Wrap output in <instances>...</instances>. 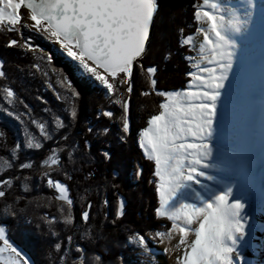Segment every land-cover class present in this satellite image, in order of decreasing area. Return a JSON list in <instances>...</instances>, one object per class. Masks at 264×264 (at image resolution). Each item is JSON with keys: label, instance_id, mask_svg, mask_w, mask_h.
Wrapping results in <instances>:
<instances>
[{"label": "snow or ice", "instance_id": "snow-or-ice-1", "mask_svg": "<svg viewBox=\"0 0 264 264\" xmlns=\"http://www.w3.org/2000/svg\"><path fill=\"white\" fill-rule=\"evenodd\" d=\"M252 7V0H248L247 10L241 17L235 9H226L220 0H195L192 4L194 32L183 34L184 29H179L182 35L178 38V45L197 53L196 57H188L196 61L192 65L196 71H187L190 79L182 91H164L156 87L158 66L144 64L157 36L159 0H0V26H3V31L16 36L7 41L6 47H15L24 53L39 51L42 53L40 59L51 63L54 57L36 47L32 43L33 36L42 37L56 46L63 57L75 64V71L84 81L95 84L108 103L120 109V115L111 109L97 113L98 118H108L117 125L119 142L126 143L130 133L128 96L134 89L135 77L139 76L147 83L148 90L141 91V96L154 94L162 98L158 111L140 130L137 142L143 157L153 165L151 175L154 180L148 182L155 185L158 199L155 216L169 221L170 227L167 231L157 230L148 234L130 232L127 243L135 245L142 254L150 252L151 241L164 243L178 237L173 245L177 250L182 249V254L177 257L178 264H241L243 261L242 248L248 245V230L256 227L255 224L249 225L255 206L248 186V180L254 174L255 153H249L248 166L242 168L236 160L227 158L219 139L215 148L212 140L214 121L218 115L221 121L224 117L220 90L233 67V50L236 47L233 36L247 27ZM261 7L264 12V5ZM21 9H27V17L22 15ZM170 55L166 52L162 59L167 61ZM205 63L212 67H205ZM32 68L39 71L40 66L33 63ZM7 80L3 62H0V81L3 82L0 83V98L13 108L20 104L26 110L16 115L15 111L3 109L8 116L20 121L24 143L9 149L7 158L0 157V171L7 172L15 167L31 169L33 163L29 160L18 165L12 163L19 159L18 150L21 147L42 150V141L52 140L56 133H64L60 139L66 142L65 145L50 148L40 162L41 168L46 169L40 172V176L49 189H54V197L47 199L57 202L59 222L66 228H74L75 201L68 186L54 179L52 173L63 172L67 176L63 169V156L67 157V162H74V150L78 146L67 143L68 125L60 116H54L50 122L32 118L28 105L19 99ZM57 83L64 89L67 116L75 122L80 93L67 76H62ZM56 98L60 100L62 97L58 94ZM25 116L39 137L29 131L23 119ZM110 131L109 126L95 131L91 126L86 128L87 133L96 137L107 136ZM6 135L0 130V141ZM90 147V140L84 139L82 154L89 158ZM107 147L105 144L98 150L102 161L111 159ZM142 174L143 169L137 166L135 176L139 178ZM87 175L91 177L93 173ZM112 175L115 178L116 172ZM18 179L13 175L7 179L0 176V198H7L6 189L10 191ZM28 180L30 177L25 176L19 181L24 191L29 190ZM87 194L85 189V195L79 198L80 221L85 226L90 221L93 207ZM101 203L105 207L108 205L106 199ZM123 209V200L117 196L112 223L123 216ZM5 214L15 217L16 211L6 205ZM56 221L55 215L45 214L43 217L52 236H57L52 230ZM190 235L194 237L191 240ZM66 239L71 244L73 237L67 235ZM81 239L95 245L106 238L99 233L84 231ZM53 247L62 264H69V261L70 264H106L102 255L87 254L80 245H75L73 250L56 242ZM61 252L64 255H59ZM0 264H30L10 240L3 223H0ZM112 264H122V258L114 257Z\"/></svg>", "mask_w": 264, "mask_h": 264}, {"label": "trees", "instance_id": "trees-1", "mask_svg": "<svg viewBox=\"0 0 264 264\" xmlns=\"http://www.w3.org/2000/svg\"><path fill=\"white\" fill-rule=\"evenodd\" d=\"M13 38H16L15 33L5 32L3 26H0V62H3V70L8 77L7 82L14 88L19 99L28 105L32 118L50 122L54 116H60L68 125L66 134L69 139L67 143H76L78 146L74 150V162H67V157L63 156L65 161L63 169L67 172V176L63 172L52 173L54 179L65 183L70 189V196L75 201L73 207L75 227L66 228L59 222V214L56 211L57 202L54 199L49 202L47 199L54 197V189H49L40 176L41 171H46L41 168L40 162L50 148L65 145L66 142L60 139L64 133H56L52 140L42 141L44 145L42 150H30L23 147L18 150L19 159L12 163L18 165L19 162L29 160L33 163L31 169L19 170L18 167H15L7 172L0 171V176L5 179L9 175L19 178L13 182L10 191L6 189L8 191L7 198H0V223L6 226L10 240L29 259L31 264H62L53 247L56 242L73 250L75 245H80L87 254L102 255L106 264H112V260L116 256L122 258V264H135L133 255L129 251L131 248L126 245V238L130 232L146 234L156 230H165L169 223L166 219L155 216L154 209L158 206V199L155 185L148 182L150 179L154 180L151 175L153 165L143 157L137 142L138 132L147 126V119L158 111V103L162 98L154 94L141 96V91L148 90L147 83L139 76L135 77L134 89L128 96L130 133L126 143H121L118 140L117 125L109 121L108 118L97 117L98 111L104 109H111L116 115H120V109L109 104L104 93L99 92L95 84L84 81L80 73L75 71L74 63L63 57L51 42L42 37L33 36L32 43L54 57L51 63L46 59H40L42 53L39 51L24 53L15 47H6L7 41ZM156 40L157 38L153 43L158 41ZM168 44L166 43L164 46ZM153 48L151 46L144 59V64L158 66L156 87L164 91L183 88L187 79L183 69L187 61L176 62L172 56L169 57L171 61L169 59L164 61L161 45L157 52H154ZM177 51L179 50L177 49ZM33 63L40 66L39 71L32 68ZM175 66L178 69H175ZM62 76H67L80 93L77 101L78 119L75 122L70 121L67 116L63 100L64 89L60 88L57 83ZM0 83L3 82L0 81ZM58 94L62 97L60 100L56 98ZM38 97L39 99H37ZM4 108L15 111L16 115H20L26 110L20 104L13 108L0 98V130L7 133L6 137L0 141V157L7 158L9 149L16 144L23 145L24 135L20 121L8 116L3 111ZM23 119L29 131L39 137L34 126L28 123L27 116ZM89 126L93 127L94 131L109 126L111 131L107 136L96 137L86 132V128ZM49 127H51L50 123ZM84 139L90 140L91 147L88 150L91 153L90 158L82 154ZM5 144L7 148L4 147ZM105 144L108 146L107 150L111 152L109 161H102L98 155V150L103 149ZM137 166L143 169V174L139 178L135 176ZM114 171L116 172L115 178L112 175ZM89 172L93 173L91 177L87 175ZM25 176L30 177V180L27 181L28 191H24L19 186V181L23 180ZM69 176L71 179H68ZM85 189L88 190L87 199L91 200L93 204L90 210L92 215L87 226L80 221L79 216L81 210L79 198L85 195ZM117 196L123 200L124 214L119 220L112 223ZM104 199L108 201L106 207L101 203ZM6 205L15 209V217L5 214ZM45 214L57 216V221L52 226V230L57 233V236L49 234L48 227L43 222ZM84 231L102 234L106 239L93 245L87 239H81ZM67 235L73 237L71 244L66 239ZM59 255H64V253L61 252Z\"/></svg>", "mask_w": 264, "mask_h": 264}, {"label": "bare ground", "instance_id": "bare-ground-1", "mask_svg": "<svg viewBox=\"0 0 264 264\" xmlns=\"http://www.w3.org/2000/svg\"><path fill=\"white\" fill-rule=\"evenodd\" d=\"M247 4L248 0H227L226 7L239 11L243 6L244 10L237 14L243 17ZM252 4V16L247 27L233 36L236 44L233 50V64L246 73V79L243 80L244 91L240 93V96L243 95L244 105L231 114L229 126L233 134L241 132L238 140L242 151L238 161L240 166H248L250 152L255 153L256 160L254 174L248 180L255 206L249 225L255 224L256 227L248 230V245L242 248L241 264H264V254L259 252V249L264 250V191L260 195L264 187V12L261 7L264 0H252ZM237 92L233 90L232 94L238 97ZM260 257L262 260L257 263Z\"/></svg>", "mask_w": 264, "mask_h": 264}, {"label": "rangeland", "instance_id": "rangeland-1", "mask_svg": "<svg viewBox=\"0 0 264 264\" xmlns=\"http://www.w3.org/2000/svg\"><path fill=\"white\" fill-rule=\"evenodd\" d=\"M159 1L160 3L161 2L162 3L159 12L160 14L157 16L156 38L158 41L156 40L157 42L152 44V48L155 47L153 48V51L157 52L161 45V49H162L161 51H163V56L166 52H170L172 53V55L170 56H172V58H174L176 62L177 61L183 62V60L187 61L185 62V68L183 69L185 75L189 70L195 72L196 69L192 67V65L196 61L194 59H189L188 57L189 55H191V57H196L197 53L195 51L190 52L189 49L179 47L178 45V38L182 35L179 32V29L181 28L184 29L183 34H191L194 32V21L192 20V12H193L192 4L195 2V0H159ZM220 2L225 6L226 9H229L228 7H226L227 0H220ZM243 10L244 7L241 6L239 11L236 10V13L239 14V12ZM21 13L23 16L27 17L28 14L27 9H21ZM224 14L227 16L226 11ZM167 40L169 41L167 42ZM166 43L169 44L167 46H164ZM54 47L57 49L56 46ZM177 49L179 51H177ZM169 61H171V59H169ZM204 66L212 67V65H208L206 63L204 64ZM175 69H178L177 66H175ZM189 79L190 78L187 76L185 86L183 88L171 89L168 91H176V90L182 91L185 87H187ZM244 79H246V73H244L243 70L239 69L233 64L232 69L229 71L228 79L224 81L225 86L220 90L221 101L224 105L222 108V111L224 112L223 121H221V118L218 115L213 125L212 142L214 148L217 140L219 139L223 145L227 158L229 159L232 158L237 162L241 158V154H242L240 144L238 141L241 132L239 134L237 132H235L236 134H233L232 133L233 130L229 126V120L231 118V114L241 109L244 105L243 95L240 96V93L242 94L245 88V86L243 85ZM193 83H195V81H193ZM232 89L238 91L237 92L239 95V96L237 95L238 97H235L232 94L233 91ZM248 131L249 129H247V132ZM263 191H264V187L260 195H262ZM168 227H170V222L168 223ZM159 231H167V229L159 230ZM192 238L194 237L190 235L189 240H191ZM176 239H178V237H174L172 241L170 242L165 241L164 243H160L159 241H151L149 244L150 252L147 255L142 254L140 249L137 248L135 245L128 244L127 240H126V245H128L131 248L129 251L133 255L135 264H178L177 257L182 254V249L177 250L176 248L173 247V245L176 243ZM166 248L167 251H165ZM259 252L261 255L264 254V250L262 249H259ZM261 260L262 258L260 257L257 263H260Z\"/></svg>", "mask_w": 264, "mask_h": 264}]
</instances>
